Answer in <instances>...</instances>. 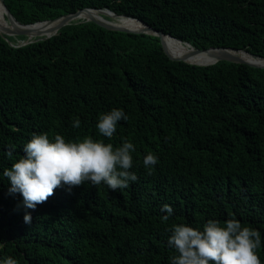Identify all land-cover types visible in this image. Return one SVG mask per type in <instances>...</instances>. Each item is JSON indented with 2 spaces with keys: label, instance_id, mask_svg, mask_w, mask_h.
<instances>
[{
  "label": "trees",
  "instance_id": "obj_1",
  "mask_svg": "<svg viewBox=\"0 0 264 264\" xmlns=\"http://www.w3.org/2000/svg\"><path fill=\"white\" fill-rule=\"evenodd\" d=\"M3 2L22 25L108 10L197 50L235 49L264 59V0ZM26 39L0 34V173L24 155L33 133L47 132L50 139L90 136L114 146L131 140L138 180L116 191L90 183L71 192L57 188L27 210L26 223L22 197L7 194L0 174V257L20 264H170L171 224L198 227L233 214L264 234V68L175 61L156 36L81 19L49 38L17 43ZM163 43L181 58L172 41ZM112 108L129 119L113 137H102L98 118ZM75 117L79 129L71 126ZM9 144L16 145L12 158L5 155ZM148 152L159 157L152 171L143 165ZM165 204L175 210L167 222ZM259 258L264 264V248Z\"/></svg>",
  "mask_w": 264,
  "mask_h": 264
},
{
  "label": "clouds",
  "instance_id": "obj_2",
  "mask_svg": "<svg viewBox=\"0 0 264 264\" xmlns=\"http://www.w3.org/2000/svg\"><path fill=\"white\" fill-rule=\"evenodd\" d=\"M129 115L123 108H112L101 114L96 127L102 137L111 138L117 132L121 121H128ZM82 121L75 117L71 126L81 128ZM136 146L124 139L114 146L103 139L90 136L75 139L47 132L33 133L23 145L24 155L11 167L2 171L9 187L7 194L22 197L25 209L24 221L31 223L29 209L35 210L60 187L71 192L73 188L90 183L92 186L106 185L112 191L124 190L138 180L134 167L133 153ZM16 145H7L6 157L12 158ZM159 157L148 152L143 165L154 170ZM169 204L161 208V220L167 222L174 216ZM167 247L174 250L169 257L170 264H262L259 251L264 248V234L241 222L234 214L224 222L208 219L202 226L188 223H173L168 229ZM2 246V244H0ZM0 264H20L13 256L0 257Z\"/></svg>",
  "mask_w": 264,
  "mask_h": 264
},
{
  "label": "water",
  "instance_id": "obj_3",
  "mask_svg": "<svg viewBox=\"0 0 264 264\" xmlns=\"http://www.w3.org/2000/svg\"><path fill=\"white\" fill-rule=\"evenodd\" d=\"M0 6L4 10V17L6 18L8 23L12 26V29H8L7 31L0 32V34L2 33L3 35H6V36H24V37H27L26 40L22 41L23 43H21V45L33 43V42L40 40V39L49 38V37L55 35L61 28L65 27L67 25H70L72 22L76 21V19L80 18L81 15L86 13L87 15H89V18L86 19V22L87 21L93 22L96 25H98V26H100L106 30L137 33V34H149V35H153V36L158 37L160 39L161 45H162L163 50L166 53V55L170 59L175 60V61H182V62H185L188 64H193V63H190L189 61H187L186 59H188L189 56L194 55V54L205 53L211 59V62H209L208 64H193V65L208 66V65H213L219 61H226V62L236 63V64H245V65H248V66L253 67V68H264V59L257 58V59L261 60V63H258V64L248 63V62L244 61L243 59L235 56L234 54L239 52V53H246L251 57H253V56L250 55L249 53L245 52V51H240V50H235V49L215 48V49H207V50L203 51V50H197V49H194L191 47L193 51H192V53H190L186 57H183V58L172 57L168 54V52L164 46L163 38L164 37H170L171 39L181 43L180 41L172 38L169 35H165L162 32L153 29L152 27L146 25L145 23L141 22L138 19L126 17L123 15L118 16V15H116V14H114L108 10H99V9L96 10V9H91V8H85V9L78 10L77 12H75L73 14H68V15L62 16L60 18H57L55 20L43 21V22L32 24V25H22L14 19V17L11 15L9 10L5 6L3 0H0ZM103 16H105V17L115 16V17H119V18L134 20V21L138 22L139 24H141L142 28L138 29V30H131V29L122 27L120 25H116V24L110 23L108 21H104L102 19ZM43 23L52 24V27L50 30L51 35L49 37H42L40 39L39 38L35 39V40L31 39V35L29 34V28L32 26H35L37 24H43ZM184 44L189 45L187 43H184Z\"/></svg>",
  "mask_w": 264,
  "mask_h": 264
},
{
  "label": "bare ground",
  "instance_id": "obj_4",
  "mask_svg": "<svg viewBox=\"0 0 264 264\" xmlns=\"http://www.w3.org/2000/svg\"><path fill=\"white\" fill-rule=\"evenodd\" d=\"M87 18H89V15L84 13L83 15H81L80 18L76 19V21L80 20V19L86 20ZM102 19L104 21H108L110 23L120 25L122 27L131 29V30H138V29L142 28L141 24H139L138 22H136L134 20H130V19H124V18H119V17H115V16H111V17L103 16ZM118 20L120 21V23H118ZM51 27H52V24L43 23V24L37 25L35 27L29 28V33L31 35V39L35 40L36 38L41 37L44 34L50 33ZM8 29H12V26L8 23V21L4 17V10L0 6V32L7 31ZM11 37H16V36H11ZM163 39H168L174 43V45L176 46V49H177L181 58L186 57L187 55H189L193 51L189 45L179 43V42L171 39L170 37H164ZM234 55L245 60V61H247L248 63H251V64L261 63V60L255 58V57H251L246 53H239L238 52V53H235ZM193 56L194 55L189 56L188 59H186V60L189 61L190 63H193V64H208L209 62H211V59L207 55L204 58H197V57L194 58Z\"/></svg>",
  "mask_w": 264,
  "mask_h": 264
},
{
  "label": "rangeland",
  "instance_id": "obj_5",
  "mask_svg": "<svg viewBox=\"0 0 264 264\" xmlns=\"http://www.w3.org/2000/svg\"><path fill=\"white\" fill-rule=\"evenodd\" d=\"M118 22L120 23V21H119V20H118ZM50 34H51V33L44 34L43 36H41V37H38V38L40 39V38H42V37H46L47 35H50ZM38 38H36V39H38ZM17 43H19V44H20V43H23V42L18 40V42H17ZM193 57H194V58H195V57H197V54H194V56H193Z\"/></svg>",
  "mask_w": 264,
  "mask_h": 264
}]
</instances>
